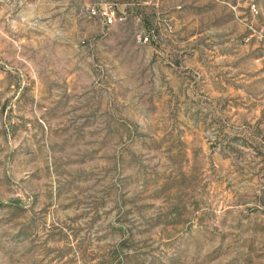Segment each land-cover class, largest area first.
Listing matches in <instances>:
<instances>
[{"label":"rangeland","instance_id":"obj_1","mask_svg":"<svg viewBox=\"0 0 264 264\" xmlns=\"http://www.w3.org/2000/svg\"><path fill=\"white\" fill-rule=\"evenodd\" d=\"M101 1L0 0V264H264V0Z\"/></svg>","mask_w":264,"mask_h":264},{"label":"built area","instance_id":"obj_2","mask_svg":"<svg viewBox=\"0 0 264 264\" xmlns=\"http://www.w3.org/2000/svg\"><path fill=\"white\" fill-rule=\"evenodd\" d=\"M173 0H129L126 3H118L115 1H101L88 8V14L92 17L98 18L104 26L111 27L116 25L125 24L130 16L134 13V8L144 9L152 8L157 16V21L162 20L163 29L166 32L172 30V22L169 18L162 19L163 15L166 16V10L162 11V8H167V5ZM171 8L180 9L179 4H175ZM253 10L254 7H252ZM162 16V17H160ZM167 17V16H166ZM142 18L141 14L137 17L138 20ZM156 28L148 27L139 29L136 32V39L141 44H150L156 40Z\"/></svg>","mask_w":264,"mask_h":264}]
</instances>
